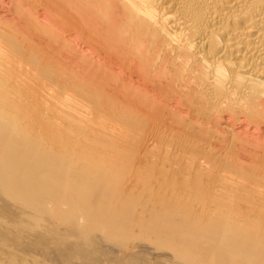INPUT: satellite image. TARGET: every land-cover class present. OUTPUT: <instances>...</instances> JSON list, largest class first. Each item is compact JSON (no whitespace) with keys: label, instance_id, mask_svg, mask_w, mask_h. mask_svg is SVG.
Wrapping results in <instances>:
<instances>
[{"label":"bare ground","instance_id":"6f19581e","mask_svg":"<svg viewBox=\"0 0 264 264\" xmlns=\"http://www.w3.org/2000/svg\"><path fill=\"white\" fill-rule=\"evenodd\" d=\"M0 264H264V0H0Z\"/></svg>","mask_w":264,"mask_h":264}]
</instances>
